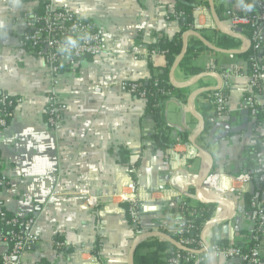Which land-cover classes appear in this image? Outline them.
Segmentation results:
<instances>
[{
  "label": "crops",
  "instance_id": "0c3cea01",
  "mask_svg": "<svg viewBox=\"0 0 264 264\" xmlns=\"http://www.w3.org/2000/svg\"><path fill=\"white\" fill-rule=\"evenodd\" d=\"M44 1L93 23L107 50L83 60L75 70L63 69L56 78V92L64 104L61 130L56 134L44 115L51 75L40 59L19 46L22 18L32 10L31 4L0 0V94L17 100L12 117L0 130V175L6 181L0 205L11 217L32 220V232L38 238L22 261L89 264L92 253L97 264H129L137 238L163 231L172 234L181 202L195 203L197 198L220 202L213 204L200 240L244 246L245 234L252 227L245 197L264 203V190L259 196L260 186L254 183L251 195L250 184L235 178L249 170L248 149L258 138L264 139V97L258 99L261 123H251L248 116L244 122L239 107L250 89L245 78L248 64L240 55L249 47L236 39L240 42L236 50H221L207 40L213 33L228 32L223 14L232 6L231 0ZM179 5L192 9L193 29L187 32L199 38L191 34L182 38L186 47L191 41L198 43L192 66L200 72L186 76L180 61L169 77L180 56L169 70L167 81L172 89L159 105V128L176 143L161 152L147 141L157 127L152 113L146 111V101L122 94L118 85L123 81L146 84L165 68V57L151 48L179 32V20L166 19L177 13ZM220 68H235L242 76L230 81L228 116L205 135L204 116L220 80L215 70ZM183 137L186 140L180 143ZM121 149L129 153V165L136 164L133 177L119 163ZM209 167L210 174L227 177L224 183L230 192L219 195L211 191L213 186L199 187ZM121 181L135 187L141 204L140 233L126 218L122 204L127 203L116 197ZM89 198L96 200L94 208ZM150 239L163 241L148 237L137 246ZM56 241L66 245L63 252H56ZM77 248L88 252L78 263L72 258ZM6 250L7 245L0 243V256ZM259 251L264 257V236ZM146 252V248L139 249L141 254ZM201 264L241 262L211 255Z\"/></svg>",
  "mask_w": 264,
  "mask_h": 264
},
{
  "label": "built area",
  "instance_id": "2783aa9c",
  "mask_svg": "<svg viewBox=\"0 0 264 264\" xmlns=\"http://www.w3.org/2000/svg\"><path fill=\"white\" fill-rule=\"evenodd\" d=\"M25 1L31 4L32 10H29L22 18L23 27L19 36V46L40 59L51 75V88L46 96L44 115L47 126L58 134L62 126L64 104L56 92V78L63 69L75 70L83 60L96 58L103 54L107 50V46L93 23L77 17L67 9L56 7L52 1ZM231 3L232 6L228 7L223 14L225 25L228 28L226 35L230 37L235 35L247 40L251 52L246 60L248 72L245 75L250 92L241 98L239 110L247 111L249 121L254 124L258 114V99L264 97V0H231ZM195 11L197 12V10ZM181 17L182 13L177 12L167 16L166 19L172 18L178 21ZM187 33L189 32L184 34ZM215 73L220 80L215 87V92L210 97L209 115L211 118L209 122L213 126L229 114L227 93L231 79L235 76H242L235 68H220L215 70ZM157 84L155 81L153 87L156 88ZM144 85L141 82L123 81L118 85V90L122 94L147 101L148 98H153L155 95L149 93L148 97ZM169 94L170 91L160 90L162 96H169ZM16 104L15 98L7 94H0V130L6 127ZM154 107L156 108L157 105ZM258 144L261 149L255 155V166L235 178L244 185L255 182L260 187L264 186V139L260 140ZM225 180L228 181L226 176L210 174L205 184L213 186L211 191L214 190L221 195L231 191L224 183ZM118 183L116 197L122 203L128 204V209L124 212L128 214L130 224L135 228L136 233H140L138 228L141 223V204L137 198L135 187L131 183L124 184L122 181ZM5 185V178L0 175V192L5 188ZM87 202L92 208L95 207L96 200L94 198H89ZM249 206L252 227L244 237L245 244H252L248 251L243 252L242 246L205 243L190 237V230L195 229L193 220L196 218V212L184 209L188 212L191 220L182 221L179 218L172 235L176 238L175 242L179 246L192 252L184 254L177 252L169 258H164L162 264H201L203 261H207L211 255L221 256L225 260L237 258L241 264H264V257L259 251V245L264 236V203L251 199ZM4 217L5 214L0 205V219ZM6 225L12 226L16 230L4 234L0 227V243L7 245V250L0 256V264H25L22 261V256L38 243L37 236L32 232L33 221L13 217L6 221ZM54 246L58 253L66 249V245L60 241L54 242ZM84 254L87 255L88 252L83 248H77L72 253V258L78 263L79 258ZM89 255L87 262L97 264L94 255L92 253Z\"/></svg>",
  "mask_w": 264,
  "mask_h": 264
},
{
  "label": "trees",
  "instance_id": "16d2710c",
  "mask_svg": "<svg viewBox=\"0 0 264 264\" xmlns=\"http://www.w3.org/2000/svg\"><path fill=\"white\" fill-rule=\"evenodd\" d=\"M176 12H181L182 17L179 20L180 24V30L178 33H176L172 38H162L160 39L155 45L152 46L151 51H154L156 53H159L165 57L166 60V66L165 68L161 69V73L152 77L151 80H149L145 85L144 88L146 89L149 97V93L154 94L155 96L153 98H148L146 101V111L149 113H152L153 119L156 123L157 130L156 132L149 136L147 138V141L153 146L154 150L156 151H165L166 149H171L174 147L176 141L169 138V136L164 133L162 130H160L161 126V120L159 115V105H161L169 96H162L160 95V90H167L171 91V86L168 84L167 77L169 70L171 66L174 64L175 59L180 56L182 49H183V34L186 33L189 30H192L193 27V18H192V9L190 7L179 5L176 8ZM211 43L215 45L216 48L221 50H236L240 42L226 34H218L213 33V35L207 39ZM196 41H191L187 44L186 52L184 54V57L182 58L179 67L184 71L186 76H193L200 72V70L196 67L192 66V59L196 57V52L199 50H196L197 46ZM251 54L250 49H248L244 54L240 55L241 57H244L246 60ZM151 71H153L151 69ZM155 72V71H153ZM157 82V87L154 88L153 84L154 82ZM154 105H157V108L154 107ZM206 107V106H204ZM208 110L204 116V127H203V134H207L213 129V125L209 122V119L211 116L209 115V111L211 109V103L209 100L208 103ZM263 118V111L260 107H258V114L256 116V124L259 125ZM185 138L183 137L180 143L185 142ZM261 139L258 138L255 141V144L250 147L247 151V158L249 161V168L251 169L255 166L254 158L256 153L261 149L258 142ZM129 153L126 150H120L119 151V163L121 166L125 167L126 170H128L129 175L133 177L132 168L136 167V164L133 166L129 165ZM130 170V171H129ZM264 189V186L260 187L259 190V196L262 193V190ZM252 199L250 196L245 197V206L248 212L251 213L249 202ZM183 209H180V208ZM214 205L209 203H193L189 199H184L180 206H179V218L182 221H188L191 220V217L188 216V212L184 211V209H191L196 212V218L193 220V224L195 225V229L190 230V237L196 238L198 241L200 240V233L203 227V224L207 222L211 214L214 210ZM2 208V207H1ZM122 208L126 212L128 209V204H122ZM3 210V209H2ZM4 211V210H3ZM5 217L0 219V227L2 229V232L4 234H8L11 230L15 231L16 228H13L12 226L6 225V221L10 220V218H13L9 216L4 211ZM126 218L129 221L128 214H126ZM164 234L169 236L173 241H176V238L169 234L166 231H163ZM213 244H221V242L217 240H213ZM196 247V246H194ZM252 247L251 243H247L244 246H242V251L246 252ZM146 248V253H139V249ZM177 252H180L176 250L173 246L168 244L165 241H160L158 239H150L146 242H143L142 244L137 246L136 251L133 254L132 262L133 264H162V260L164 258H169L173 254H176ZM183 253L184 252H180Z\"/></svg>",
  "mask_w": 264,
  "mask_h": 264
},
{
  "label": "water",
  "instance_id": "95a60500",
  "mask_svg": "<svg viewBox=\"0 0 264 264\" xmlns=\"http://www.w3.org/2000/svg\"><path fill=\"white\" fill-rule=\"evenodd\" d=\"M188 34H189V35H190V34H191V35H195L197 38H199L194 32H189V33H187L186 35L184 34V39H185V37H186ZM231 37H233V38H235V39H238V40H240V41H243V42L249 47V44H248L247 40H245V39H243V38H240L239 36H235V35H233V36H231ZM212 50H214V51H216V52H218V53H222L220 50H217V49H212ZM185 52H186V43H185V41H184V42H183L182 53H181L179 59H178V60L176 61V63L173 65L169 77L172 76L173 71L177 68V66H178L179 62L181 61V59L183 58ZM230 54H238V52H230ZM240 114H241L242 116H244V122H246V121H247V118H246V116H247V111H241ZM210 171H211V167H209V169H208V170L205 172V174L202 176V178H201V180H200L199 187H201V186H203V185L205 184L206 180H207L208 177H209ZM254 183H255V182L251 183L250 186H249V193H250L251 195H253L252 193H253V189H254V186H253ZM262 198H263V196H262ZM197 201H198L199 203H202V204H204V203L220 204L219 201L206 202V201L201 200L200 198H197ZM148 237H157V238H161L163 241L167 242L168 244H170L171 246H173L176 250H178V251H180V252H184V253H191V252H192L191 250H188V249H186V248H183V247L179 246L175 241H173V239H171L170 237H168V236H166V235H164V234H162V233L147 234V235L141 236L140 238H137L136 242H135L134 245L132 246V248H131V250H130V254H129V264H132V257H133V254H134V252H135V249H136V246H137V242H138L140 239H144V238H148Z\"/></svg>",
  "mask_w": 264,
  "mask_h": 264
}]
</instances>
